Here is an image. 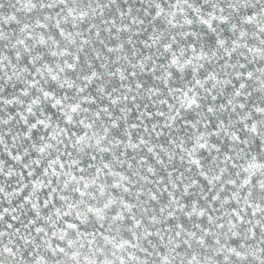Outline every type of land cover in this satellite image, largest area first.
I'll return each mask as SVG.
<instances>
[{"label": "snow or ice", "instance_id": "6c2138e0", "mask_svg": "<svg viewBox=\"0 0 264 264\" xmlns=\"http://www.w3.org/2000/svg\"><path fill=\"white\" fill-rule=\"evenodd\" d=\"M0 264H264V0H0Z\"/></svg>", "mask_w": 264, "mask_h": 264}]
</instances>
